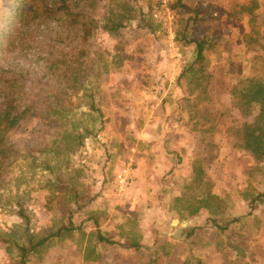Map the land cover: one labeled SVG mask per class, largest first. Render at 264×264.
Segmentation results:
<instances>
[{"label": "rangeland", "instance_id": "obj_1", "mask_svg": "<svg viewBox=\"0 0 264 264\" xmlns=\"http://www.w3.org/2000/svg\"><path fill=\"white\" fill-rule=\"evenodd\" d=\"M66 1L0 0V264H264V0Z\"/></svg>", "mask_w": 264, "mask_h": 264}, {"label": "trees", "instance_id": "obj_2", "mask_svg": "<svg viewBox=\"0 0 264 264\" xmlns=\"http://www.w3.org/2000/svg\"><path fill=\"white\" fill-rule=\"evenodd\" d=\"M58 1L60 3H57L56 0L53 2H50V0H23V5L20 6L22 12L21 14L24 16V19L28 20H35L37 18H53L62 20L64 17H61V14H64L68 19L72 20L73 22H77V16L79 15V13L73 11L71 5L67 3L66 0ZM32 14H34V16ZM121 26V23H115L114 25H105V28L107 30L114 31L119 29ZM196 43L198 47L196 62H202L205 56L204 50L206 44L202 40H199ZM16 93H18V91L14 90L5 95L8 103L0 113V131H4L10 127H13L15 124H17L19 118L21 117L19 101L16 102V100H19V97ZM261 153H264V149ZM56 235H58V233H52L36 241L30 240L28 245L19 246L21 264H27V258L33 253L37 252L41 246L47 244V242ZM100 238L101 240H106L108 243L114 242L107 237H103L102 235Z\"/></svg>", "mask_w": 264, "mask_h": 264}, {"label": "built area", "instance_id": "obj_3", "mask_svg": "<svg viewBox=\"0 0 264 264\" xmlns=\"http://www.w3.org/2000/svg\"><path fill=\"white\" fill-rule=\"evenodd\" d=\"M162 1H163V4H161V5H163V7H165V9H168L169 8L168 5H169L170 0H162ZM158 14H156V15L158 16ZM131 175H132L131 165L125 166L120 172L117 173V181H118V184L122 190H124L129 185Z\"/></svg>", "mask_w": 264, "mask_h": 264}]
</instances>
